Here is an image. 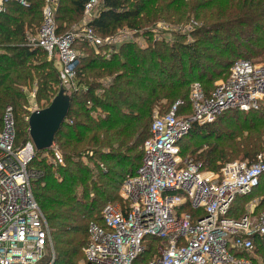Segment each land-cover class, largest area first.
Segmentation results:
<instances>
[{
	"label": "trees",
	"instance_id": "obj_1",
	"mask_svg": "<svg viewBox=\"0 0 264 264\" xmlns=\"http://www.w3.org/2000/svg\"><path fill=\"white\" fill-rule=\"evenodd\" d=\"M87 1H59L57 35L73 31ZM27 2L28 7L11 2L0 15V130L4 110L10 106L16 144L27 138L24 89L35 83V100L46 106L59 87L57 70L46 52L29 49L25 38L26 27L41 25L44 0ZM192 21L196 26L189 32L191 41L186 33L174 32L172 39H157L153 33L160 22L185 26ZM89 27L102 38L124 28L136 30L146 42H126L111 53L102 47L100 54L83 40L74 44L77 90L70 96V110L54 139L63 165L54 166L42 158L50 149L35 152L28 165L41 172L31 189L49 225L53 264H77L87 243L88 224L103 226V207L120 201L122 181L141 164L155 107L165 109L164 114L182 101L181 110L188 111L193 82H199L208 94L215 81L228 78L234 60L257 62L255 58L264 56V0H101ZM263 137L264 103L256 110H231L213 123L193 125L178 145L180 156L188 153L203 170L218 172L239 152L252 162L263 150L259 151ZM185 139L207 143L195 141L194 146L193 141L182 142ZM88 152L92 153L86 157L89 166L83 162ZM263 183L264 175L252 193L236 199L228 216H243L242 203L259 190L264 193ZM260 208H264V196ZM182 210L195 217L200 214L188 205ZM253 242L252 254L264 264V239L254 237ZM163 245L162 240L147 237L134 264H148Z\"/></svg>",
	"mask_w": 264,
	"mask_h": 264
},
{
	"label": "built area",
	"instance_id": "obj_2",
	"mask_svg": "<svg viewBox=\"0 0 264 264\" xmlns=\"http://www.w3.org/2000/svg\"><path fill=\"white\" fill-rule=\"evenodd\" d=\"M59 1L44 0L41 25L34 32L27 31L25 38L29 49L46 52L58 73V89L71 96L77 90L76 41H85L95 54H100L102 47L111 53L126 42L141 44L138 34L142 32L124 28L111 37L97 36L89 23L97 15L100 0H88L79 28L57 35ZM11 2L29 6L27 0H0V15ZM157 27L153 33L160 39ZM186 30L184 33L190 32L191 27ZM32 88L30 98L35 99L36 86ZM262 103L264 56L258 62L236 60L228 78L216 82L208 94L199 82H193L188 111H182L184 104L177 101L153 118L141 164L120 185L121 203L103 207V226L88 224L81 264H134L147 237L164 243L148 264H255L242 254L253 252L254 237L264 239V213L255 217L252 207L239 218L228 214L237 198L249 195L259 185L264 175V149L252 162L230 161L212 172L203 170L193 157L182 159L178 143L193 125L213 123L231 110H256ZM39 110L35 107L29 115ZM35 152L28 131L27 138L16 144L13 110L7 106L0 130V264H40L45 258V264L54 263L49 225L31 189V182L41 177L40 171L28 167ZM91 156L88 152L83 158L87 166ZM42 158L54 166L63 165L54 142ZM184 205L200 214L195 217L183 211Z\"/></svg>",
	"mask_w": 264,
	"mask_h": 264
},
{
	"label": "rangeland",
	"instance_id": "obj_3",
	"mask_svg": "<svg viewBox=\"0 0 264 264\" xmlns=\"http://www.w3.org/2000/svg\"><path fill=\"white\" fill-rule=\"evenodd\" d=\"M99 5H101V0L97 4V8H96L97 11L99 9ZM79 25H80V23L78 25H74V27H73L72 30L75 31L76 29H78L79 28ZM157 26H158L157 27V32L160 34L158 37L172 39V35H171L172 33H174V32H180L181 34H183L184 33V30L188 29V26H190L191 27V30H192V28L196 26V23L192 21L189 24L183 26V25H171L169 23L160 22V23L157 24ZM25 31L26 32L27 31L28 32H30V31L34 32V28L33 27H28V28L26 27L25 28ZM186 31H188V30H186ZM185 33H184L185 35H188L187 40L188 41H191L193 39V37H190L189 36V32H185ZM138 38H139V41L141 42V45H144L145 42H146L145 35H140L139 34ZM262 57H263V55H261L258 58H255L254 60L258 62V61H260L262 59ZM240 59H242V58H239L237 60H240ZM234 61H236V60H234ZM220 80H226V79H219V80L215 81L214 84L216 82L220 81ZM214 84H213V86H214ZM33 86H36V84L34 83L30 87L24 89V93L26 95L27 102H28L27 103V111H28V113L31 112L35 107H38L39 109H42V108L47 107L48 104L50 103L49 102L45 106V102L44 101H42V102H40L38 104L35 99H31L30 98V93H31V91L33 89L32 88ZM189 93H190V88H189ZM189 93H188V98H187L188 101H189ZM164 111H165V109H163V108L155 107L154 108V114H153V117H152V121H153V118L155 116H160V114L162 115V113ZM152 121H151V123H152ZM245 137H247V132L243 133V138H245ZM184 141L185 142H192L193 141V143H194L195 141H200V140H186L185 139L182 142H184ZM200 143H207V142L200 141ZM194 146H195V143H194ZM262 149H264V137L261 140V148H260L259 151H261ZM186 155H188V153H186L185 155H182L181 158L184 159V158H187V157H192V155H189V156H186ZM229 161H248V162H250L251 160L249 158H246L242 152H239L238 154H236L234 156V158L230 159ZM262 196H264V193L260 192V190H259V191L255 192V193H253L249 198H246V200L242 203L243 207H242V211L241 212L244 213V214H249L250 213V210L252 209V207H254V213H253V215L255 217H257L260 214L264 213V211L262 212V210H264V208H260V209L257 210V207L260 204V201L262 199ZM240 198L241 197H239L237 199L239 200ZM108 203H112V202H108ZM115 203L120 204L121 201H118V202H115ZM255 211L256 212H259V213H255ZM53 251H54V249H53ZM81 255H82V249H81ZM248 257L251 258V259H253V261L255 262V264H261L262 263L261 260L259 258L257 259L252 253L250 255H248ZM81 261H82V258L79 259V261H78L77 264H81Z\"/></svg>",
	"mask_w": 264,
	"mask_h": 264
},
{
	"label": "water",
	"instance_id": "obj_4",
	"mask_svg": "<svg viewBox=\"0 0 264 264\" xmlns=\"http://www.w3.org/2000/svg\"><path fill=\"white\" fill-rule=\"evenodd\" d=\"M70 105V96L59 88L47 107L29 115L28 134L36 152L51 148L56 133L66 120Z\"/></svg>",
	"mask_w": 264,
	"mask_h": 264
}]
</instances>
